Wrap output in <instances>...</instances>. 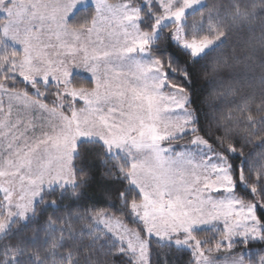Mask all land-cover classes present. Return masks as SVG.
<instances>
[{
    "label": "snow or ice",
    "instance_id": "snow-or-ice-1",
    "mask_svg": "<svg viewBox=\"0 0 264 264\" xmlns=\"http://www.w3.org/2000/svg\"><path fill=\"white\" fill-rule=\"evenodd\" d=\"M244 31L259 75L217 82L208 100L227 103L205 132L188 63L219 71ZM97 147L115 161L114 203L17 239L40 204L79 199L77 163ZM185 249L190 264H264V0H0V264H172Z\"/></svg>",
    "mask_w": 264,
    "mask_h": 264
},
{
    "label": "trees",
    "instance_id": "trees-1",
    "mask_svg": "<svg viewBox=\"0 0 264 264\" xmlns=\"http://www.w3.org/2000/svg\"><path fill=\"white\" fill-rule=\"evenodd\" d=\"M205 2L211 6L214 3L223 4L225 0H205ZM194 19H199V16L190 18L189 23ZM259 35L260 32L257 25L255 36L259 37ZM253 44V33L251 32H236L229 36L225 45L220 50V60L223 66L215 73L211 71V65L205 64L203 61L195 66L191 62L188 63L189 71L192 73V80L188 84V87L192 95L194 107L199 112L200 126L205 129V132H207L210 124L213 132H215V121L220 118L219 112L216 109H219L222 104L227 103L222 96L212 102L208 100L214 89H217V82L224 81L226 86L229 81H234L237 82L235 83V87L238 90L242 86L247 90L244 82L254 74L259 75V52L257 51L256 58L253 60L244 59L251 51ZM256 47L258 49V45ZM167 54L175 57L181 63L187 60V57L177 49L175 44L167 47ZM237 57H239V60L236 59ZM78 79L83 81V85L85 86L90 83L88 80ZM232 99L234 97L228 98L229 101ZM253 111H255L254 108ZM210 138L214 139L215 137L212 136ZM258 151H260L259 143L255 140L245 147L246 154H255ZM114 162L101 148H95L86 160L77 163V170L79 171L83 168L88 177V184L78 189L81 193L79 199L74 200L71 191H68L63 198H58L56 207H52L50 201L48 204H41L38 206L36 216L30 222L19 225L20 235L17 236V239L21 237L31 239L34 235V230L39 225H42L49 216L62 217L66 211L74 212L75 210H79L80 212H84L85 209L104 207L114 203V200L109 199L107 193H114L119 188V184L113 178L106 175L107 170L112 167ZM13 231L16 232L17 229L14 228ZM152 248L154 253L155 251H159L154 244ZM164 251H167V249H164ZM156 259L155 254H153V264H156ZM169 260L172 264H190L191 262L189 254L185 251L173 253L169 257ZM117 264H119L118 257Z\"/></svg>",
    "mask_w": 264,
    "mask_h": 264
},
{
    "label": "rangeland",
    "instance_id": "rangeland-1",
    "mask_svg": "<svg viewBox=\"0 0 264 264\" xmlns=\"http://www.w3.org/2000/svg\"><path fill=\"white\" fill-rule=\"evenodd\" d=\"M72 72H73V80H74V82H76L78 84H83L84 83L83 81L79 80L78 78H80L82 80H84V79L88 80L89 82L91 80L90 74L88 72H86L83 68H74V69H72ZM51 99H54V98L53 97H49V102L51 101ZM69 191H71V189H69ZM22 223H25V222H22ZM200 238L201 239L206 238L205 234H201ZM182 251L187 252L189 254V256H190V260H192L190 250L185 249V250H182ZM226 251H227V249H221L218 253H215V254L220 256V257H223V255L225 254Z\"/></svg>",
    "mask_w": 264,
    "mask_h": 264
}]
</instances>
